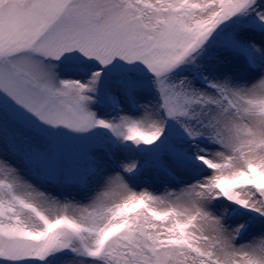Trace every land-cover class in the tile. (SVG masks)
I'll use <instances>...</instances> for the list:
<instances>
[{"label": "snow or ice", "instance_id": "obj_1", "mask_svg": "<svg viewBox=\"0 0 264 264\" xmlns=\"http://www.w3.org/2000/svg\"><path fill=\"white\" fill-rule=\"evenodd\" d=\"M0 264H264V0H0Z\"/></svg>", "mask_w": 264, "mask_h": 264}]
</instances>
